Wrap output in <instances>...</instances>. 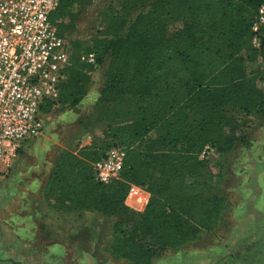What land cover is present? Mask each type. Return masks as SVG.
Wrapping results in <instances>:
<instances>
[{
  "label": "trees",
  "instance_id": "1",
  "mask_svg": "<svg viewBox=\"0 0 264 264\" xmlns=\"http://www.w3.org/2000/svg\"><path fill=\"white\" fill-rule=\"evenodd\" d=\"M80 2L60 0L51 14L60 36L64 18ZM262 5L264 0H118L103 12V29L85 52L96 54V65L80 67L107 64L103 99L130 93L140 101L133 120L108 127L113 143L105 150L126 148L120 180L95 178L92 164L107 151L85 159L63 151L46 191L65 211L122 215L115 224L116 257L152 264L220 224L226 202L199 157L205 146L234 139L222 125L235 115L264 110V93L252 77L258 55L264 57V25L257 32L260 47L252 43ZM67 83L60 84L61 102L76 106L84 92ZM51 108L48 103L43 111ZM132 185L150 193L141 213L125 205ZM256 241L234 246L216 264H264V234Z\"/></svg>",
  "mask_w": 264,
  "mask_h": 264
},
{
  "label": "rangeland",
  "instance_id": "2",
  "mask_svg": "<svg viewBox=\"0 0 264 264\" xmlns=\"http://www.w3.org/2000/svg\"><path fill=\"white\" fill-rule=\"evenodd\" d=\"M110 5H118V0H81L64 18L61 33L69 45L71 66L62 82L74 88L78 84L84 97L76 106L62 105L43 112V132L20 147L8 174L0 180V228L4 236L15 232L21 243L35 248L42 244L36 253L47 254V260L55 264H134L112 251L119 237L115 224L123 219L122 215L88 214L83 218L88 224L74 233L70 229L78 213L54 208L48 212L60 222L62 235L61 239L54 235L47 240V202L54 200L47 201L46 185L60 154L69 151L79 159H85L86 154L103 156L105 147L113 143L107 135L108 127L133 120L140 105L138 97L130 93L102 98L107 64L92 69L80 67L83 63L78 57L93 45V39L103 29L102 14ZM178 25L172 24L169 31ZM255 67L252 77L264 93L263 56L258 55ZM222 133L234 139L218 148L205 146L202 153L208 147L210 150L205 157L202 153L199 157L206 162L207 176L217 180L215 191L226 202L220 224L184 244L183 250L164 252L152 264H216L234 251L230 249L233 244L232 248L248 241L252 244L264 234V110L235 115L222 125ZM146 193L149 192L137 186L130 189L125 205L134 213L143 212L150 199V193ZM235 220H242L246 227L232 232ZM231 238L228 248L221 247ZM53 246L58 247L56 252Z\"/></svg>",
  "mask_w": 264,
  "mask_h": 264
},
{
  "label": "built area",
  "instance_id": "3",
  "mask_svg": "<svg viewBox=\"0 0 264 264\" xmlns=\"http://www.w3.org/2000/svg\"><path fill=\"white\" fill-rule=\"evenodd\" d=\"M60 0H0V180L8 174L18 150L44 130L43 107H61L60 84L70 65L69 45L59 35L51 14ZM264 25V5L253 26V45ZM82 62L96 65L94 52ZM210 147L202 153H208ZM126 148L113 145L93 162L95 178L103 183L120 180ZM132 190L135 187H131Z\"/></svg>",
  "mask_w": 264,
  "mask_h": 264
},
{
  "label": "crops",
  "instance_id": "4",
  "mask_svg": "<svg viewBox=\"0 0 264 264\" xmlns=\"http://www.w3.org/2000/svg\"><path fill=\"white\" fill-rule=\"evenodd\" d=\"M263 177H264V174H263ZM132 187H136V186L133 185ZM146 194H149V193H146ZM47 201H48V197H47ZM48 203L49 201L47 202V240L52 238L54 235H56L57 238L61 239L62 232H61V229L59 228L60 222L56 220L57 218H55L54 220V218H52L51 214L48 211L52 209L54 210V208H57L58 210L63 211L64 213H67V211L56 206L54 204V201L53 203H49L50 205ZM263 210H264V206H263ZM72 212L78 213V216H79L75 225L70 229L75 233V231H78L79 227H83V225L88 224L83 218H85L88 214L95 213L96 211L82 210V211H72ZM242 223H243L242 220H235L234 225L231 226L232 232L238 229L239 227H242V226L246 227V225ZM12 233L13 234L10 237L9 236L5 237L2 229L0 228V234H1L0 235V264H4L3 262H5L6 264L7 263L8 264H55L47 260V254L40 253V252H38L39 254L36 253V249H41L40 247H43L42 244L41 245L38 244L37 247L35 248V246L34 247L31 246V244L21 243L19 238L16 236L17 234L15 232H12ZM76 239L77 238H75L73 242H76ZM232 240L233 238L229 239V242L224 243L223 245H221V247H223L224 249L228 248L231 245ZM4 243L9 246L4 247L3 246ZM32 245H34V243H32ZM232 246L230 247V249H232ZM53 249H55V252H56L58 250V247L53 246ZM180 250H183V249H177L175 251H180ZM38 255L40 256V258L37 257ZM63 263H66V262H63Z\"/></svg>",
  "mask_w": 264,
  "mask_h": 264
}]
</instances>
